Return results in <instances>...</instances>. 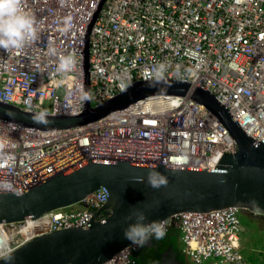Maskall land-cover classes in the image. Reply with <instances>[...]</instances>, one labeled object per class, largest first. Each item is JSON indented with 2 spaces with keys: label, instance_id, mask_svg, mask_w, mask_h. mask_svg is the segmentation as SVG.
<instances>
[{
  "label": "built area",
  "instance_id": "1",
  "mask_svg": "<svg viewBox=\"0 0 264 264\" xmlns=\"http://www.w3.org/2000/svg\"><path fill=\"white\" fill-rule=\"evenodd\" d=\"M35 39L0 49V101L53 115L101 103L135 80L190 82L216 96L256 142L264 143V0H20ZM54 49V53L49 49ZM66 70L58 71L64 57ZM237 143L189 95H159L85 125L41 130L0 120V179L14 193L89 160L212 169ZM110 193L100 187L77 206L0 222V259L40 235L86 227ZM236 207L185 211L163 221L180 230L193 264H250ZM130 244L102 264H134Z\"/></svg>",
  "mask_w": 264,
  "mask_h": 264
},
{
  "label": "water",
  "instance_id": "2",
  "mask_svg": "<svg viewBox=\"0 0 264 264\" xmlns=\"http://www.w3.org/2000/svg\"><path fill=\"white\" fill-rule=\"evenodd\" d=\"M88 71L86 49L84 104L79 113H44L45 123H35L32 116L41 112L0 101V120L41 130L62 129L96 121L147 97L189 95L227 128L237 150L223 156L212 169L89 160L22 193L0 192V222L72 207L103 186L110 193L108 201L93 212L88 226L40 235L1 258L0 264H102L131 244L124 238V229L136 221L139 211L149 221L162 222L180 212L224 207H236L242 216H264V143L253 140L214 93L188 81L163 77L167 86L154 78L135 80L113 97L92 104ZM153 180L164 183L154 187Z\"/></svg>",
  "mask_w": 264,
  "mask_h": 264
},
{
  "label": "clouds",
  "instance_id": "3",
  "mask_svg": "<svg viewBox=\"0 0 264 264\" xmlns=\"http://www.w3.org/2000/svg\"><path fill=\"white\" fill-rule=\"evenodd\" d=\"M36 24L34 17L28 12L22 10L20 0H0V49H20L26 43L35 39ZM54 53V49H49ZM68 57L60 60L58 71L66 70V61ZM159 68L152 72L154 80L163 86H167L163 79V72ZM153 86V85H149ZM32 119L35 123H45L44 112L39 115H33ZM151 176V173L149 174ZM152 186L159 187V183L151 181ZM15 188L11 181L0 179V192H14ZM165 235V227L162 221H149L145 212L139 211L136 221L128 224L124 229V238L131 244L142 246L151 238L161 239Z\"/></svg>",
  "mask_w": 264,
  "mask_h": 264
},
{
  "label": "rangeland",
  "instance_id": "4",
  "mask_svg": "<svg viewBox=\"0 0 264 264\" xmlns=\"http://www.w3.org/2000/svg\"><path fill=\"white\" fill-rule=\"evenodd\" d=\"M241 218L246 223L241 235L242 252L250 264H264V223L258 224L246 215Z\"/></svg>",
  "mask_w": 264,
  "mask_h": 264
},
{
  "label": "trees",
  "instance_id": "5",
  "mask_svg": "<svg viewBox=\"0 0 264 264\" xmlns=\"http://www.w3.org/2000/svg\"><path fill=\"white\" fill-rule=\"evenodd\" d=\"M260 216L263 217V220H259V221L256 220L258 224L260 222L264 223V216L262 215ZM243 224L246 223L244 222ZM153 242L154 244H144L139 247L138 251L135 253V259L137 261L136 264H138L139 262H140L139 264H142V262L150 263L154 256L160 255L161 252L165 251L168 246L175 247V250L177 251L180 258L182 257V259L184 260L182 264H187L184 258V253L182 252V249L179 247L180 230L177 226L170 225L168 231L165 232L164 237L161 239H155Z\"/></svg>",
  "mask_w": 264,
  "mask_h": 264
},
{
  "label": "flooded vegetation",
  "instance_id": "6",
  "mask_svg": "<svg viewBox=\"0 0 264 264\" xmlns=\"http://www.w3.org/2000/svg\"><path fill=\"white\" fill-rule=\"evenodd\" d=\"M249 216L250 218L254 219L255 221L263 220V217L260 215H254V214H245ZM155 238H151L147 241L145 244H154ZM184 260L182 257L178 255L177 251L175 250V247L168 246L165 251L161 252L160 255L154 256L152 261L150 263H143L142 264H182ZM137 261H135L134 264H136ZM140 263V262H139ZM138 263V264H139Z\"/></svg>",
  "mask_w": 264,
  "mask_h": 264
},
{
  "label": "crops",
  "instance_id": "7",
  "mask_svg": "<svg viewBox=\"0 0 264 264\" xmlns=\"http://www.w3.org/2000/svg\"><path fill=\"white\" fill-rule=\"evenodd\" d=\"M75 206H77V205H75ZM179 247L182 249V243H181V240H180V242H179ZM184 258H185L187 264H193V263L191 262V260H190L187 256L184 255Z\"/></svg>",
  "mask_w": 264,
  "mask_h": 264
}]
</instances>
